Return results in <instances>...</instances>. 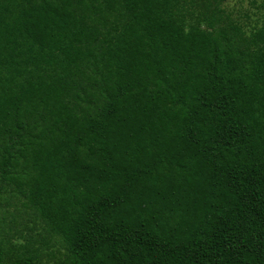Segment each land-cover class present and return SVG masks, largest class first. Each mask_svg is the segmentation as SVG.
Segmentation results:
<instances>
[{"label":"trees","instance_id":"1","mask_svg":"<svg viewBox=\"0 0 264 264\" xmlns=\"http://www.w3.org/2000/svg\"><path fill=\"white\" fill-rule=\"evenodd\" d=\"M226 1L0 0V264H264V19Z\"/></svg>","mask_w":264,"mask_h":264},{"label":"rangeland","instance_id":"2","mask_svg":"<svg viewBox=\"0 0 264 264\" xmlns=\"http://www.w3.org/2000/svg\"><path fill=\"white\" fill-rule=\"evenodd\" d=\"M261 0H227L226 5L228 8L234 12L237 10H247L251 16L250 21L252 23H259L262 19H264V6L262 5Z\"/></svg>","mask_w":264,"mask_h":264}]
</instances>
